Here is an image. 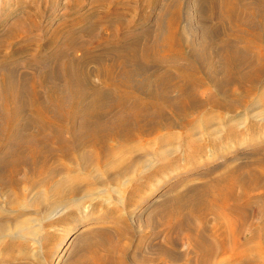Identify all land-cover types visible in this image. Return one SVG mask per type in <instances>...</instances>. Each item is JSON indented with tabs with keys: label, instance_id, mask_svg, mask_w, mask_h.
Returning <instances> with one entry per match:
<instances>
[{
	"label": "bare ground",
	"instance_id": "bare-ground-1",
	"mask_svg": "<svg viewBox=\"0 0 264 264\" xmlns=\"http://www.w3.org/2000/svg\"><path fill=\"white\" fill-rule=\"evenodd\" d=\"M190 1L92 0L77 17L83 4L77 0L68 6L66 23L42 42L29 35V28L40 31L42 25H36L39 3L30 0L31 7H22L27 17L0 32V264L15 263L17 234L33 233L27 218L15 216L28 204L20 185L39 192L34 204L46 202L41 215L47 220L97 194L120 195L128 182L137 190L136 178L152 167L155 174L176 167L168 157L184 166H177V179L155 204L166 245L173 244L172 235L182 236L198 264H207L211 248L192 217L202 221L218 211L239 233L248 206L264 217V0H194V13ZM244 123L254 149L237 162L234 142L243 137L236 128ZM258 128L260 143L252 144ZM138 141L147 148L135 155ZM228 142L235 146L225 160ZM215 158L224 161L213 164ZM137 200L130 195L117 203L137 206ZM111 212L104 215L108 220ZM118 220L126 226L127 216ZM263 220L245 241L264 235ZM110 234L88 232L83 254L71 264H108L115 250L123 257L128 247L117 248ZM241 259L235 255L236 264Z\"/></svg>",
	"mask_w": 264,
	"mask_h": 264
},
{
	"label": "rangeland",
	"instance_id": "rangeland-1",
	"mask_svg": "<svg viewBox=\"0 0 264 264\" xmlns=\"http://www.w3.org/2000/svg\"><path fill=\"white\" fill-rule=\"evenodd\" d=\"M192 1H194V0H191L190 2L193 3ZM18 2H20V0H18ZM29 2H30V0H25V1L21 0V4H23V6L22 5L18 6V3L16 0H0V32H4L6 30V28L9 25H11V23L15 22L16 19H20L22 17L25 18V16L27 17V15L29 13L26 12L25 10L23 11L22 7H24V5H28ZM36 2L39 3V8H40V9H38V7H37L38 3L35 4L37 7V8H35V11L38 9L36 19L39 18V20H40V21L38 19H37V21L35 20L36 25H37V23L39 26L41 24L42 25L40 26V31H35V29L29 28L28 31H30V33L27 31V34L29 33V35H31V37H33L37 41L43 42L44 37H48L49 36L48 34L52 33L54 28L59 23H61V22L66 23L67 14L72 12V9L68 8V6H70V5L73 6L74 3L77 2V0H36ZM91 2H92V0H79V3H83V4L80 7V9L76 10L75 15L77 17H79V16L85 14L87 12V10L89 9ZM31 4H29L30 7L32 6ZM194 10H195V4L193 3V9H192L193 13H194ZM40 13H41V16L43 18L40 17V15H39ZM192 14H191V16L193 17L194 15H192ZM23 22H25V24H26L27 20H25V21L23 20ZM78 24H79V22H78ZM29 25L30 24L27 23V26H29ZM81 25L79 24L78 25L79 27L77 29L82 28ZM148 26H149V22L145 27L148 28ZM145 27H143V29ZM39 33L41 34V36ZM8 47H7V52H9ZM183 56H184V54H183ZM164 57L167 60H175V59H173L174 57L171 54L170 55L166 54ZM20 58L23 59V56ZM182 62H186V61L183 60ZM262 81L264 83V77H262ZM257 112L258 111L256 110L255 113H257ZM258 118L259 117H256L255 119H257L259 123H263V121H260ZM237 126H240V125H235V127H237ZM244 127H245V123L242 124L240 127L236 128V130L238 129L237 131L239 133H242L241 138L242 137L243 138L241 139L242 140L241 143L242 142L243 143L242 144L240 143V139L238 141L234 142V144L237 143L236 146L232 142V144L237 149L236 151H238L237 153H240L239 155H241V158H239L237 160V162H240V160L244 161L246 159V157H245L246 154L249 153L251 149H254V147H253L254 145L253 146H251L250 144L247 145V142H249L248 141L249 137H251L250 136L251 133L250 134L247 133V131H246V129H244ZM182 131H183V129H182ZM182 131L180 130V133ZM243 131L244 132L246 131V132L244 133ZM175 132H179V131L177 129H175ZM246 133H247L248 137L246 136ZM256 134L259 135V137L262 136V132H261L260 128H258V131H256L255 136H256ZM244 135L246 138L244 137ZM256 137L257 138L254 139V143H252L253 140L250 143H252V144H257V142L260 143L261 138H259L258 136H256ZM138 142H139V144L135 142V144L133 145L134 147L132 148L135 155L142 154L145 151L142 148H145V147L147 148V144L145 142H143V141H138ZM216 143H218L217 139H216ZM136 144H138V145H136ZM144 144H146V145H144ZM232 144L230 142L227 143L229 153L225 152V154H224L225 160L232 158L231 154H230L231 150H233ZM203 145L205 146V142ZM247 146H250V148ZM221 151H223V150H221ZM178 153H180V150L178 151ZM205 154H206V152H205ZM205 154L203 156H205ZM206 156L208 157V153L206 154ZM205 158L206 157H204V159ZM209 158H211V157H208V159ZM215 159H217V158H215ZM215 159H212V161H211L213 164H219V163H222L224 161L223 159H217V160H215ZM175 161L176 162H174L173 158L168 157V162H171L172 164L174 163L176 165V167L175 168H168V169H166L167 171L164 170V174L162 173V171L158 172V173L156 172L157 174H155V172H152V170L154 168V167H152L151 169H149L147 171L148 173L150 172L149 173L150 175L145 172L141 176L136 178L135 182L136 183L138 182L137 185H139V186H137L138 187L137 190H131V187L133 184H131V182H128L125 184L123 191H122V189H119V190H121L120 195L113 194L114 192H112L111 195H109V196H105V195L102 196V195L97 194V196L95 195L94 198L92 199L93 202L83 200L82 201L83 204L80 203V205H70L71 207L69 206L68 207L69 209L66 207L65 210H63V208H62V210L64 212L60 210L59 212H57L60 215H58L56 213L55 215L49 217L47 220L43 217V215H41L46 211V209L44 208V203H46V202L42 201L43 205L36 204V203L34 204L35 196H36L35 194L39 195V192L36 189L31 190L30 188H26L25 185L24 186L20 185V187L18 189H19V191H21L24 194V198L27 200L28 204H27L26 208L25 207H20V209L17 208V211L15 212V216L22 214L23 217L20 215V218H27L28 221H30L29 225L32 227L33 233H28V234L23 233L24 235H22L21 233H20V235L17 234L15 241H14L16 244V248L14 250V253H15L14 254V258H15L14 264H24L26 262L27 263L33 262L31 264H34L35 261L40 262L41 264H46V263H48V264H71L73 261V258L75 259V257H77L78 254L81 255L82 250L85 248L86 244L84 243V239L88 238L87 233L90 231H93V230H97V229H99L100 231L106 230V231L110 232L112 234V235L111 234L110 235L112 236L114 243H115V246L117 248H120V245L122 247L121 250L126 249L128 247L126 250H123L125 252L123 257H121V253L117 250H115L111 254L110 262L112 264H198L197 261L199 259V257H198L199 255L196 253L194 254V250H193L194 248L190 244L189 245L187 244V241L185 240L184 237L179 236L177 234L174 236L172 235V237H174L172 243L174 244L175 242L178 241L177 244L166 245V243H165L166 241L163 240V238H165V234L163 233V231H161L162 227L160 224H158V218H157L158 214H157V211H155L156 210L155 204L157 202L161 201V199L165 196L167 190L171 187V186L169 187V185H171V182L173 183V181H175L177 179L176 176H174L175 175L174 170L177 168V166H179V167L184 166V163L182 160L179 161L180 165H177L178 160H175ZM181 162L183 163V165ZM156 165H157V163H156ZM153 166H155V164H153ZM143 175H146V176H143ZM151 175H153V176H151ZM57 177H59V176H57ZM57 177H55V179H58ZM146 177H149V178H146ZM194 177H195V175L193 176V178ZM139 179H140V181H138ZM161 183L164 185H162ZM29 189H30V191H29ZM0 191H1L0 192V195H1L0 196V207L4 210V208H5V205H4V189H0ZM42 192H43V190H42ZM130 195H134V199H138L137 201L140 200V202L138 203L137 206H127L126 204H123V206H122V205H119L122 203H119V204L117 203V201H122L124 203L129 198ZM41 197H43V196H41ZM44 198H46V197H44ZM84 201H85V203H84ZM250 205H254V204H250ZM105 210H106V212L108 210V213L105 214L104 213ZM255 210H256V208L254 206L253 207L248 206L246 208V211L243 212V214H245L247 216V218L245 221H244V219L241 220V225H242L241 233H239L238 229H235V228H233V226L228 224L229 222L228 223L226 222L227 220H225L224 215H222V214L219 215L218 211H217V213H218L217 216L215 214H212L213 212L211 214L210 213L206 214L205 217H203L204 220H202V221H199V220L197 221L194 217L191 218L192 222L193 223L196 222V224L198 225V228L202 232L203 239L205 240V243L208 246V251H209V248H211L210 249L211 253L208 252V255L209 256L211 255V256L210 257L207 256L208 257L207 261L209 262V263L207 262V264H229V263L230 264H236L237 262L234 260L236 254H237V256H242V259L246 258L243 260L241 259V264H252V263L253 264H257V263L258 264H264V239H263L264 235L263 236L261 235V238H260L261 240L259 239L261 242L259 240L258 241L256 240L255 242L251 243L252 239H250L251 241L249 239L247 241H245V238H246L245 236H246L247 232L250 231L249 235H251L252 234L251 231L257 230L256 224H260L262 222V220L264 219V217L259 218V216L257 214H255V212H254ZM109 211L110 212L112 211L111 212L112 213L111 219H112V217L113 218L115 217L117 219H115V220L112 219L113 221L111 219L108 220V218L105 216L110 215ZM100 213L101 214L104 213V214H102V216H104V215L105 216L102 218ZM113 213H115V214L113 215ZM98 214H99V216H97ZM91 216H97V219L92 220V219H90ZM126 216H127V224L125 226V225H123L124 223H120V221L118 219L126 217ZM98 217H99V219H98ZM154 218H156V219H154ZM149 219H151V220H149ZM217 219H219V221L221 220L220 224L216 223ZM154 221H155V223H154ZM150 222H152V223H150ZM243 222H244V224H243ZM111 223H113V224H111ZM199 223H200V225H199ZM236 223L238 224V222H236ZM102 225L104 227H101ZM99 226H100V228H99ZM108 226L110 229H108ZM128 226L130 228H128ZM229 226H231V227H229ZM212 227H214L215 229L214 228L212 229ZM231 228L233 230H231ZM258 228H261V227H258ZM235 231H238L237 234L235 233ZM260 231H261V229H260ZM233 233L236 234V236ZM216 234H217V237L215 236ZM231 236H232V238H231ZM49 237H50V239H49ZM120 237H122V238H120ZM101 238H103V240H104L103 236H101ZM238 238H240L239 240L241 241V243H239V245L236 244V242L238 243ZM209 239L211 241H209ZM233 239H235V240H233ZM254 240H255V238L253 239V241ZM43 242H45L44 243L45 245H43ZM119 242L121 244H119ZM246 242L248 244H246ZM4 243L5 242H3V244ZM139 245H141V247ZM232 245L234 247H232ZM45 246L46 247L49 246V247H47V249H46ZM237 246L238 247L240 246V247L237 248ZM21 247H23V248H21ZM154 247H156V248H154ZM19 248L22 250H20ZM48 248H49V250H48ZM165 248H167V250ZM191 248L193 251L191 250ZM46 250L49 251L47 257L45 256ZM245 250L247 251L246 253H245ZM187 251L189 254L187 253ZM252 251H254V252H252ZM159 252H162V254ZM170 252H172V253H170ZM190 252H191V254H190ZM233 252H235L236 254ZM27 253H28V255H27ZM182 253H185L186 255L182 254ZM23 254H25V256H27L28 259L24 260L22 257ZM167 254H168V256H167ZM170 254H172V255L169 256ZM175 254L177 256H175ZM179 255H180V257H179ZM248 256H249V258H247ZM254 256H258V257L255 258ZM125 257H127V258H125ZM35 258H36V260H35ZM111 259H112V261H111ZM19 260H20V262H19ZM50 260H51V262H50ZM114 260H116V261L118 260L120 262H115ZM122 261H124V262H122ZM242 261H243V263H242ZM250 261H252V262H250ZM110 262L108 264H110Z\"/></svg>",
	"mask_w": 264,
	"mask_h": 264
}]
</instances>
